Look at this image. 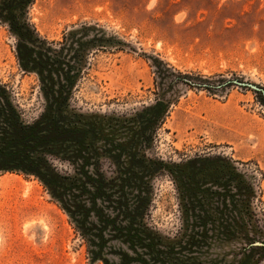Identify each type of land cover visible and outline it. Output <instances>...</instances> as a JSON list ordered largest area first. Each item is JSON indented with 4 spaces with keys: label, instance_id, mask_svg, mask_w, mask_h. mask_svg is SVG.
I'll list each match as a JSON object with an SVG mask.
<instances>
[{
    "label": "rangeland",
    "instance_id": "1",
    "mask_svg": "<svg viewBox=\"0 0 264 264\" xmlns=\"http://www.w3.org/2000/svg\"><path fill=\"white\" fill-rule=\"evenodd\" d=\"M28 18L49 42H63L69 31L83 26L102 29L113 40V46L85 55L71 100L76 111L96 115L95 122L111 126L113 119L118 124L149 114L160 96L156 67L167 66L169 78L162 88L172 104L147 157L182 171L191 161L207 170L223 165L225 173L235 166L246 176L259 168L264 204V106L252 89L220 86L223 80H240L264 87V0H35ZM17 43L0 20V80L12 89L24 120L33 123L47 102L39 75L22 70ZM179 74L209 79L213 89L175 83ZM208 158L211 162H204ZM101 164L107 177L116 175L109 158ZM54 165L62 173H75L68 162L55 159ZM157 172L147 222L175 238L185 225L177 176L169 169ZM225 182H206L202 191L224 192ZM263 204L257 211L264 234ZM217 233L195 254L201 262L264 264V251L243 254V240ZM94 250L41 180L0 173V264H105L93 259ZM123 251H130L128 245L113 240L104 254L120 264ZM180 259L187 261L184 255Z\"/></svg>",
    "mask_w": 264,
    "mask_h": 264
},
{
    "label": "trees",
    "instance_id": "2",
    "mask_svg": "<svg viewBox=\"0 0 264 264\" xmlns=\"http://www.w3.org/2000/svg\"><path fill=\"white\" fill-rule=\"evenodd\" d=\"M34 2L0 0V20L18 40L20 66L25 72L39 75L47 102L41 117L28 123L12 89L0 80V173H22L41 180L95 248L91 251L93 259L105 264H117L104 254L113 240H120L131 251L118 254L120 264H205L195 254L211 245L216 232L217 237L243 240V254L264 251V246L255 245L263 242L264 236L257 211L258 203L263 204L257 184L259 168L252 167V174L246 176L235 166L225 173L223 165L207 170L191 161L182 171L181 166L169 167L147 157L146 150L152 147L172 104L165 99L162 88L169 78L168 67H156L160 96L149 107V114L117 120L118 124L113 119L111 126L95 122L96 115L76 111L71 100L85 66V55L113 46V40L102 29L83 26L69 31L63 42H49L40 37L28 18ZM174 81L213 89L210 80L201 76L179 74ZM233 85L235 81L223 80L220 86ZM260 89L253 91L264 106V87ZM123 128L126 131L117 130ZM99 142L102 145L98 147ZM102 158L114 164V177H107L101 170ZM55 159L73 165L74 175L60 172ZM204 162H211L210 158ZM163 168L177 176L185 212V225L175 238L165 236L147 222L153 196L151 179ZM224 180V192L202 191L206 182H221L222 186ZM211 194L218 195V199ZM107 231L111 233L109 238ZM182 255L187 261L180 259Z\"/></svg>",
    "mask_w": 264,
    "mask_h": 264
},
{
    "label": "water",
    "instance_id": "3",
    "mask_svg": "<svg viewBox=\"0 0 264 264\" xmlns=\"http://www.w3.org/2000/svg\"><path fill=\"white\" fill-rule=\"evenodd\" d=\"M235 84H237V85H239L241 87H245V88L256 90V91H260L261 90L258 85H255V84H252V83L241 82L240 80H236ZM255 245L264 246V242H257Z\"/></svg>",
    "mask_w": 264,
    "mask_h": 264
}]
</instances>
